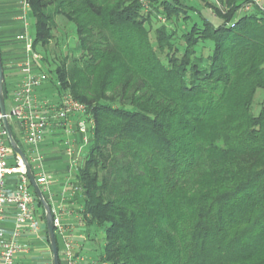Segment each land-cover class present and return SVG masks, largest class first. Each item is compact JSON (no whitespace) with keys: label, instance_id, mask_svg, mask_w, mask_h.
Segmentation results:
<instances>
[{"label":"trees","instance_id":"trees-1","mask_svg":"<svg viewBox=\"0 0 264 264\" xmlns=\"http://www.w3.org/2000/svg\"><path fill=\"white\" fill-rule=\"evenodd\" d=\"M183 1L27 0L39 69L49 61L53 86L96 123L74 178L80 214L105 228L101 263L264 264V14L205 0L221 25L199 12L202 27L180 30ZM58 16L75 26L77 58L53 50Z\"/></svg>","mask_w":264,"mask_h":264},{"label":"built area","instance_id":"built-area-1","mask_svg":"<svg viewBox=\"0 0 264 264\" xmlns=\"http://www.w3.org/2000/svg\"><path fill=\"white\" fill-rule=\"evenodd\" d=\"M148 1L141 0L146 9ZM22 3L24 10L30 11L27 0ZM255 9L264 14L261 0H246L242 7L244 12ZM19 39L25 42V56L16 65L22 81L11 92L7 91V95L4 94L6 118L50 206L61 255L66 264H79L84 262V258L78 255V244L72 236L73 226L66 219L78 215V224L85 226V221L79 215L82 207H76V197L81 195L82 188L68 180L57 191L53 190L55 182L46 165L49 158L42 148L45 149L48 137L58 139V146H62L60 149L64 148V154L70 157L67 175L75 178L82 163L80 157L94 138L95 119L87 105L76 100L70 92L59 91V84L53 86L56 91L54 99L39 96V90L51 82L48 75L39 69L42 57L35 52L32 40L26 34ZM39 202L26 167L9 142L0 108V264H21L23 256L29 253L23 237L39 238L44 235L47 238L46 221L43 219L45 211Z\"/></svg>","mask_w":264,"mask_h":264},{"label":"rangeland","instance_id":"rangeland-1","mask_svg":"<svg viewBox=\"0 0 264 264\" xmlns=\"http://www.w3.org/2000/svg\"><path fill=\"white\" fill-rule=\"evenodd\" d=\"M205 0H184V4L189 7L191 10L188 11V16L190 17V20H188V23H186L184 20L182 21L181 24L178 25L180 30L183 29H190L194 24H198V26L202 27L203 26V19L200 16V13L202 16L211 22L214 26L219 27L221 25V20L213 14V12L205 8ZM207 1H215L217 6L219 8H222V0H207ZM262 4H264V0H261ZM1 2V13L3 16H6V3L9 2V0H0ZM246 1L242 0L241 4H245ZM148 8H149V3H148ZM58 10L57 7L53 8L51 10L50 14L56 13ZM227 11V10H226ZM242 11V10H241ZM225 12V10H224ZM243 12H239L235 18L239 19L242 17ZM175 22L177 20L175 19ZM28 34L32 38V42L34 43L36 40V28H35V21L32 17L29 16L28 18ZM161 23L159 22H154L153 23V32L154 30L158 29L161 27ZM54 31H53V39H52V47L54 52L58 53V55H62V57H74L73 55L75 54V57L77 58L79 56V52L77 47V35L75 32V26L72 23H69L64 16H58L55 18V25H54ZM5 39V38H4ZM2 38L0 37V48L3 53L5 52H10L7 54L4 58L5 64H4V74H5V84L7 87L8 93L11 92L14 89V84H13V76L16 77L18 76L17 70H13L12 68L15 67L20 59H22L25 56V49H24V42L22 41H15L17 46L9 47L6 46V44L1 41ZM15 40V39H14ZM13 41V39H12ZM19 46V47H18ZM214 48V43L213 42H206V43H201L200 45L197 46L196 51L200 54H203L205 57L209 56ZM18 49V50H17ZM38 51L41 52V49H37ZM14 51V52H13ZM42 53V52H41ZM54 55L50 56L52 58ZM11 66L10 68H8ZM44 72L48 75L49 77V82H56V76L52 70H54V67H52L49 63V61L44 63ZM50 83V93H49V98L54 99V95L56 94L55 89L53 88V84ZM264 101V92L259 91L257 94V97L255 99V104H254V109L253 112L255 114H258L259 109H260V103ZM8 99L6 102L7 108L9 107L8 105ZM90 126V124H88ZM48 142L45 147H48L49 149L42 148L43 153L47 155V158H58L59 160L48 163L47 166L51 168H62L65 167L66 170L70 168V157L68 155L64 154V148L60 149L62 146H58L57 142L58 139L56 138H50L48 137ZM57 147H55V146ZM24 148V147H23ZM59 148V149H58ZM52 149H57V150H52ZM26 151V149L24 148ZM52 150V151H51ZM90 151V146H87V148L84 149V153L80 157V161L83 163L85 161V158L87 157L88 153ZM75 171V169H73ZM53 181L55 182V185L53 186V190L57 191L59 189V186L65 184L68 180L74 181V178L69 175H64V176H53ZM80 200L81 198L77 199L76 201V207H80ZM78 212V211H77ZM79 213V212H78ZM80 215V213H79ZM77 232H82V235L84 238L80 241V243L84 244V262L82 264H91V263H97L101 264V259L104 256V246H105V228L104 227H99L96 225L87 227L86 225L83 226L82 228H79ZM60 242V241H59ZM60 259L64 261L62 255L60 254Z\"/></svg>","mask_w":264,"mask_h":264},{"label":"crops","instance_id":"crops-1","mask_svg":"<svg viewBox=\"0 0 264 264\" xmlns=\"http://www.w3.org/2000/svg\"><path fill=\"white\" fill-rule=\"evenodd\" d=\"M23 0H9L6 3V16H3L1 13V2H0V37L2 38L6 46L13 47L17 46L15 41H22L19 37L22 35H27L31 40L32 38L28 34V18L31 17L30 11H25L23 6ZM5 38V39H4ZM13 39V41H12ZM15 39V40H14ZM25 43V42H24ZM19 47V46H18ZM18 50V49H17ZM14 52V51H13ZM10 52H5V56ZM21 60V59H20ZM13 70H17L18 76H13L14 88L19 85L22 81V75L17 69L13 67ZM50 93V85L46 84L39 90L40 97H48ZM49 149L48 147H45ZM53 150V149H52ZM51 150V151H52ZM59 160L58 158H49L48 163ZM48 172L53 176H64L67 175V170L65 167L62 168H51L48 166ZM78 221H80L79 216L76 215L70 219H66V222H69L73 226L72 236L74 241L78 244V255L81 258H84V244L80 243L78 240H82L84 236L82 232H77L79 228H82ZM23 242L29 248V253L24 255L21 259V264H53V255L50 247V243L47 240L46 236L36 238L34 236L23 237ZM85 259V258H84ZM65 262V260H64ZM83 262H79L82 264ZM66 264V262H65Z\"/></svg>","mask_w":264,"mask_h":264},{"label":"water","instance_id":"water-1","mask_svg":"<svg viewBox=\"0 0 264 264\" xmlns=\"http://www.w3.org/2000/svg\"><path fill=\"white\" fill-rule=\"evenodd\" d=\"M4 72L5 71H4V65H3V58H2L1 48H0V108H1V111L3 114V123H4L5 129L7 131L9 142H10L15 154L18 157H20L21 160L23 161V163L26 167L27 176H28L29 181L32 185V188H33L35 194L37 195L38 200L40 201L41 205L44 208L48 240H49L52 255H53V264H60L58 244H57V239H56L55 232H54L53 217H52L50 206H49L47 200L45 199V197L41 191V188L37 184V181H36V179L32 173L31 167L29 165V162H28L25 154L23 153L22 149L20 148V146L15 141V139L12 135L10 126H9V122L6 118L5 95H4V84H5Z\"/></svg>","mask_w":264,"mask_h":264}]
</instances>
